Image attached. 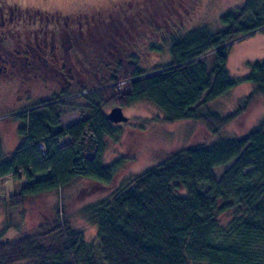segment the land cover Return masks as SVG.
I'll return each mask as SVG.
<instances>
[{
    "label": "trees",
    "instance_id": "16d2710c",
    "mask_svg": "<svg viewBox=\"0 0 264 264\" xmlns=\"http://www.w3.org/2000/svg\"><path fill=\"white\" fill-rule=\"evenodd\" d=\"M221 20L224 28L216 32L197 26L168 35L169 62L150 70L136 55L126 65L118 54L109 55L113 74L88 89L89 114L72 125L62 123L74 110L66 94L14 115L19 142L5 154L0 135V178L24 176L27 182L5 197L6 207L60 191L78 178L111 183L126 159L102 160V139L116 138L122 124L108 120V108L148 101L165 122L199 121L216 136L264 97V60L249 61L240 78L228 70L231 45L264 31V0H245ZM106 58L96 48L95 67L107 66ZM242 82L254 88L234 111L220 115L209 108ZM90 133L100 143L93 159L82 152V138ZM227 165L218 177L216 168ZM82 212L97 228L95 241L87 242L82 231L58 216L50 229L40 225L16 236L0 233V264H264V119L242 136L172 152Z\"/></svg>",
    "mask_w": 264,
    "mask_h": 264
},
{
    "label": "rangeland",
    "instance_id": "374dc122",
    "mask_svg": "<svg viewBox=\"0 0 264 264\" xmlns=\"http://www.w3.org/2000/svg\"><path fill=\"white\" fill-rule=\"evenodd\" d=\"M54 1L63 8L70 4L71 8L65 10L72 9L81 14L84 24H93L92 44L99 50L108 49L116 41L114 37L118 35L117 33L121 34L120 23L124 22L130 27L132 35L126 36L125 40L122 36L117 38V43H121L125 54L121 60L126 65V58L136 55L140 59V66L147 70L169 62L168 35H176L197 26H206L214 32L219 31L224 28L221 17L245 2V0H197L196 3L194 0ZM123 13L130 18L124 17ZM139 28H141L140 32ZM152 45H158L162 49H152ZM115 57L113 55L110 58L115 59ZM252 60H264V31L231 45L228 59L230 75L233 78L245 76L248 73V62ZM110 67L112 65L109 63L96 71L92 75V80L68 88L58 82L41 79L31 83L30 91L18 101L14 95L13 85L7 88L0 85V107L5 106L3 107L5 109H0V115L6 116L0 120L4 153L10 154L19 142L17 128L20 122L7 114L41 100H49L55 95L60 96L65 90L69 93H65L66 103L73 105L71 107L74 110L63 117L62 123L65 126L72 125L89 114L88 106L91 101L88 95L91 91L88 89L112 75L113 71H110ZM85 85L87 87L89 85V88H84ZM253 88L252 83L242 82L208 106L220 115H227L239 106L241 100ZM84 90H88L87 94H83ZM112 108H108L107 113ZM124 112L130 120L119 126L118 136L116 138L106 136L102 139L101 156L104 163H112L121 157L126 159L125 165L111 183L104 184L88 178H78L67 188L31 196L22 206L8 209L5 197L19 192L27 180L24 176L2 177L0 178V233L16 236L30 232L40 225L50 229L54 227L58 216H61L72 228L82 231L87 242L95 241L97 228L82 212L86 205L109 197L127 178L157 165L180 148L196 143H209L218 137L246 134L264 119V97H257L243 115L226 125L216 136L211 135L206 125L199 121L165 122L163 112L148 101L133 103L125 108ZM228 166L217 167L216 175L219 177ZM229 216L223 217L226 219ZM8 224L9 228L6 229Z\"/></svg>",
    "mask_w": 264,
    "mask_h": 264
},
{
    "label": "flooded vegetation",
    "instance_id": "af4514ba",
    "mask_svg": "<svg viewBox=\"0 0 264 264\" xmlns=\"http://www.w3.org/2000/svg\"><path fill=\"white\" fill-rule=\"evenodd\" d=\"M55 3L54 0H0V85L3 88L13 85L17 101L30 91L31 83L41 79L68 88L92 80V75L99 70L94 65L93 24H84L81 14L65 10L71 8L70 4L63 8ZM120 26V37L125 40L132 35L124 22ZM104 53L105 63H109V55L118 54L120 59L125 55L121 43L103 48ZM87 92L84 90L83 94ZM25 110L28 109L12 111L7 116L13 117ZM3 117L6 116L0 115V120Z\"/></svg>",
    "mask_w": 264,
    "mask_h": 264
},
{
    "label": "water",
    "instance_id": "95a60500",
    "mask_svg": "<svg viewBox=\"0 0 264 264\" xmlns=\"http://www.w3.org/2000/svg\"><path fill=\"white\" fill-rule=\"evenodd\" d=\"M107 117L109 121L116 124L126 123L130 120V118L125 114L123 107L121 106L113 107L108 113ZM99 144V139L93 133L85 135L82 138V152L85 153V151H87V155L91 159H93L96 157V154L99 150Z\"/></svg>",
    "mask_w": 264,
    "mask_h": 264
}]
</instances>
